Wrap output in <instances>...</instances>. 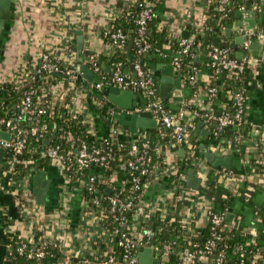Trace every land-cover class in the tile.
I'll return each mask as SVG.
<instances>
[{"label": "crops", "instance_id": "1", "mask_svg": "<svg viewBox=\"0 0 264 264\" xmlns=\"http://www.w3.org/2000/svg\"><path fill=\"white\" fill-rule=\"evenodd\" d=\"M133 1L12 0L11 16L5 21L0 35V84L26 81L29 73L34 72L38 66L41 53L53 51L64 60L67 48H73V61L83 54H93L103 69L109 71L108 56L115 47L102 31ZM154 1L156 25L164 29L170 37L178 42L187 34L190 37L198 35V44L193 49V58L199 65L195 81L188 82L182 77L180 95L162 97L158 88L159 95L172 111L185 103L203 110L223 106L222 103L209 101L205 93L206 86L212 81L208 73L207 50L216 38L218 43L222 42V39L213 33L208 34L203 27V19L207 17L203 12L207 8L208 0ZM261 12V16L255 15L252 28L255 37L251 45L256 44L258 47L250 49L247 75L240 83L245 94V117L252 128L249 136L231 138L228 133L222 134L212 127L213 122L204 117L189 116V121L195 118L197 120L194 128L189 130L186 145L178 147L166 143L162 147L169 167L181 162L188 168L184 176L185 184L176 187L170 176L149 180L143 186L139 200L140 210H147L151 216L156 213L165 215L175 204V196L170 192L173 191L172 188H184L186 197L179 203V213L193 223L189 232L199 231L206 226L207 213L211 208L231 214V221H226L233 222L248 239L253 238L257 230L262 228L259 214L260 211L264 212V171L256 173L250 162L252 158L258 159L259 153L264 157V33L259 31V27L264 24V7ZM243 18L244 16L236 17L232 26L228 27L232 32L230 37H226L233 43L236 38L244 37L233 27L236 21ZM226 29L223 30L224 34ZM78 36L82 37L80 52L77 49ZM129 50L132 56L128 55V58L133 61L135 57L131 47ZM238 50H241V45ZM174 55L173 51L165 54L149 53L142 60L145 72L153 73L159 79L163 75L162 71L166 69L164 65L171 64L174 76L180 74L173 64ZM124 73L128 77L133 75L132 63ZM78 77H81L82 83L77 88L62 76L49 91L46 90V94L49 92L54 100L61 101L64 95L70 92L72 109L83 113L89 139L99 142L110 134V126L98 113L97 101L92 97L94 92H90L92 82L87 81L82 73H79ZM102 90L108 105L118 110V107L107 99L109 88ZM100 92L95 94L99 95ZM137 102L142 105L144 98L137 94ZM126 115L129 116V113ZM118 123L121 124L119 121ZM121 125L123 133H132L127 125ZM142 131H158L157 124L155 128H137L133 134ZM203 148L217 157L230 155V165H212L206 159ZM5 154L6 152L2 160ZM189 158L194 161L189 163ZM190 169L193 171L192 175L200 179L197 189L187 187L186 177ZM36 171H44L45 178L50 181L44 205L36 204L32 193L33 175ZM85 180V177H71L50 161L44 167L31 171L24 182V193L29 204L24 199L20 201L9 187H0V264H17L8 259L6 254L8 225H12L21 238L34 237L36 231L40 230L44 239L51 240L60 249L67 245L74 252L90 251L92 242L100 230L96 220L87 214L82 200ZM207 183L212 185V191L208 189ZM27 206L31 207L30 211ZM139 221H136L137 224Z\"/></svg>", "mask_w": 264, "mask_h": 264}, {"label": "built area", "instance_id": "2", "mask_svg": "<svg viewBox=\"0 0 264 264\" xmlns=\"http://www.w3.org/2000/svg\"><path fill=\"white\" fill-rule=\"evenodd\" d=\"M229 1L230 0H219L217 6L218 10L224 11L225 5H227ZM259 1L261 2L259 8L261 7L262 10V7H264V0ZM238 11L242 13V16H244L243 20H240L241 24L237 28L240 35L244 36V40L241 43L242 55L240 58L236 57V55L235 57L232 56V51L235 52L236 50L234 49V43L230 40L229 42H220L210 45L207 50V55L209 56V65L214 69V74H217L221 69L244 73L248 67L251 49L250 46L255 37V33L253 30L250 31L246 27L247 22L244 20L249 16L250 12H248L245 6H240ZM153 16L154 14L150 8H143L138 14L136 20L138 27L137 37L133 41L137 48L136 52L138 55L145 54L151 49L150 43L147 41L146 37V27L147 24L152 21ZM204 29L209 32L211 27L205 26ZM102 33L105 37L111 40V43L115 48H124L126 35L121 31V29L117 28L112 30L109 25L102 31ZM194 38L195 35L193 37H183L178 41V50L173 57V64L178 70L183 57L190 58L194 56V50L192 53L191 49L192 47L194 49V47L198 44L195 43ZM73 60V48H67L64 60L61 59L60 56L58 57V55L53 51H45L41 53L39 64L34 73L36 76L48 77L54 73L60 72L63 77H66L70 81V83L76 85V79L79 75L77 66L87 65L94 73L91 90L95 93L100 92L104 86L107 85L108 87H118L120 89L131 90L134 93L141 95L144 98V102L139 108H137V111L142 110L151 112L152 117L156 120L158 131L163 133L170 132L172 139L170 143L178 147H184L186 145L189 133V116L193 115L195 117H204L205 119L213 122L215 124L214 128H217L218 130H223L225 127L230 125L237 127L240 124L245 104V94L242 91H236L234 94L236 109L233 113L221 111L217 114L214 113L213 110H203L197 107H195V109H191L192 105L188 103H185L184 106L172 111L159 95L158 87L152 80L150 74L143 70L141 61L134 60L132 62L133 75L128 77L119 69L121 62L117 63L116 69L110 68V70L107 71L110 74L106 75L102 72L101 68L103 67L101 66L98 58L93 54H83L82 56H79L76 61ZM197 73L198 67L196 65H192L190 67V71H188V80L190 82L195 81ZM216 80H214L215 83H211L205 88V93L209 101H212L218 93ZM11 82L17 85L20 83L18 81ZM44 95H47L45 91ZM31 96L32 91H29L24 95L22 105L14 119L0 120V130L8 132L11 135L8 140L0 137V147L4 148L5 152L11 153V157L6 161L8 169L4 179L0 180V187H9L14 184L12 180L14 162L16 156L26 147L27 134L35 137L36 140L45 137L47 129L45 124L40 126L34 125L30 127L29 130L24 131L19 128L16 123L17 119H22L25 114L28 118H31L34 115H43L48 113L49 108L54 103L53 100H46L44 97H41L39 98V103H43L44 106L34 105L32 103ZM116 112H118V110H115V108L112 109L111 107L106 114L105 118L108 119L109 122L110 134L102 138L99 142H96V144L88 146L86 142L81 141L79 146L80 148L76 151L75 155H72L71 152H61L58 145H47L42 151L43 155L52 161L54 160L58 162V164L60 163L66 173L68 170L73 168L74 163L78 164V168L82 171V173H85L87 172L90 164H102L108 159H111L113 154L110 144H112L117 137L123 134L121 126L117 124V119L114 117ZM147 145L148 144L144 142L142 144V148H146ZM139 153L140 151L138 150V146L136 144H132L129 150V155L133 156L137 154L138 156ZM258 155V159L264 162L262 154L259 153ZM118 160L122 161L123 158L119 156ZM192 161H194L193 158H189V163ZM124 166L128 168L130 180L127 195L123 196L120 191L114 192V189L111 188L112 193L108 196H104L106 206L100 208L98 215L91 213V210L89 211L88 209L89 205L82 199L87 214L93 217L98 223L100 231L96 239H94V242L101 240L105 249L103 255H99L97 253L101 247H94V242H92L90 251L74 252L71 247L67 245H64L60 249L56 246V244H53L51 240H46L42 236L40 241L35 240L34 237H30L21 238L13 243L6 242L7 258L21 257L27 261V264H46V262H48L53 256V254L48 250L50 248L49 244L52 243L58 248L61 254L54 264H142L139 260L138 253L147 247H150L153 250L152 264H167L165 257L171 250L169 241L164 240L162 248L157 249V247H154L150 242L153 231L147 225L144 227L141 226V220L145 221L151 215L147 210H140L139 207V200L144 186V184L142 185L140 182V177L147 176L150 180L168 177L175 174L177 171L176 165L171 167L168 165L163 168H157L150 164V157L143 154L135 157L133 160H127L124 163ZM85 174L86 180L84 188L88 191H93L95 189L96 175L94 173ZM124 179L125 178H123V180ZM174 185L177 187L176 184ZM19 187L17 186L14 189H11V191L16 194L21 201V199H24L25 197V191L18 194L17 192ZM172 189L173 191L170 192L175 196V204L171 211L167 214L173 212L174 208L177 206L178 216L182 220L188 221L189 219H186L187 217L185 218L184 215L179 213V203L181 200L185 199L184 197H186L183 190L184 188L176 189L173 187ZM91 203L94 206H100L101 199L94 196ZM30 208V206H27L28 211H30ZM131 213L133 215V219L128 217V214ZM225 215L226 213L224 210L211 208L208 211L206 225H210L209 237L201 246L193 244L191 249H185L184 251L179 252V264H197L198 261L204 264H223L225 257L224 252L222 249H217V243L220 239L219 228L226 221ZM105 217H110L111 222L117 223V226L113 229V231L106 230ZM136 221H139L138 224ZM132 228L133 230H136L135 233H128L126 231V229ZM13 231V226L8 225L6 233ZM190 233L193 232L190 231ZM112 246H115L116 251L112 249Z\"/></svg>", "mask_w": 264, "mask_h": 264}, {"label": "trees", "instance_id": "3", "mask_svg": "<svg viewBox=\"0 0 264 264\" xmlns=\"http://www.w3.org/2000/svg\"><path fill=\"white\" fill-rule=\"evenodd\" d=\"M219 0H208L207 8L204 10L203 15H206V19H203V27L209 26L211 30L208 34L213 33L222 39V42H229L223 30L231 27L234 20L236 19V13L240 6H245L248 12L253 11L256 17L261 16V7L259 0H230L227 5H225V10H218ZM155 6L156 1L154 0H134L131 4L127 5L120 14L116 15L110 22V29H121L126 35V43L124 48H114L111 55H109L108 65L110 68L116 69L117 63L121 62L119 69L122 73L125 69H128L130 64L134 60L142 61L145 57L151 53H161L165 54L168 51H173L174 53L178 50V42L175 38L170 37L164 29H160L156 25L155 21ZM143 8H150L154 14L152 21L147 24L146 27V37L147 41L150 43L151 49L142 55H138L136 46L134 45V39L137 37V17L139 12ZM259 31L264 33V24L259 27ZM131 41V51L135 59L129 60L127 54V46ZM195 43L198 42V35L195 34ZM195 46V45H194ZM193 53V47L191 49ZM232 56L235 57V52L232 51ZM192 65L199 66L193 57L187 58L183 57L179 65V73L182 77L188 80V71ZM102 72L106 75L110 74L103 68ZM208 73L212 77L211 83H215L216 80L218 93L213 98L212 102L223 104V106L215 107L213 109L214 113H220L221 111H227L233 113L236 109V103L234 99V94L237 90H241L240 83H242L243 78L247 75V70L244 73H238L237 71L221 69L217 74H214V69L212 67L208 68ZM63 75L60 72L54 73L48 77L37 76L32 71L29 73V77L26 81H22L19 85L13 82H7L0 84V120L14 119L19 112L22 105V99L24 95L32 91V103L38 106H44L43 103H39V98L44 97V99L53 100V105L49 108L48 113L43 115H34L28 118L25 114L22 119L16 121L19 128L27 131L30 127L34 125L45 124L47 129L45 137L36 140L35 137L27 134L26 147L22 150L20 154L16 156L14 162V173L12 175L13 185H10V189L19 187L18 194L22 191H26L23 186L26 179L29 177L30 172L35 169H40L50 162V159L43 155V149L45 146L58 145L61 152L67 153L71 152L72 155L76 154V151L80 148V142L84 141L88 146L96 144L95 141L89 139V133L86 129V124L84 121V115L81 112L74 111L72 109L71 93L67 92L65 97L59 101L58 99H53L49 92L44 95V91L47 92L56 84L60 77ZM81 77L76 79V87L81 85ZM108 87L107 85L104 86ZM43 88V89H42ZM110 88V87H108ZM48 89V90H47ZM47 90V91H46ZM93 93L94 91H91ZM244 93V92H243ZM92 97L97 101L98 113L100 117L107 123L108 119L105 118L106 114L112 106L108 105L105 98V92L102 90L99 95L95 92ZM114 107H112L113 109ZM191 109H195V106H191ZM240 124L237 127L232 125L225 127L222 130V134H229L231 138L233 137H248L252 128L246 119V104H244L243 113L241 115ZM197 118L190 121L188 125V130H192L196 124ZM117 124L118 121H117ZM122 126L121 124H119ZM55 130L54 139L47 145L43 147V140L48 138L52 132ZM170 132L161 131H142L139 134H133L129 131L123 133L112 144H110L113 157L108 159L102 164L93 163L89 165L87 172L94 173L96 175L95 189L93 191H88L86 188L82 191V199L89 205L88 209L91 213L98 215L100 208L106 206V200L104 196L106 194L107 188L114 189V192L120 191L123 196L127 195L128 187L130 185L128 168L124 166L127 160H133L135 157L140 155H145L150 157V164L157 168H163L168 166V162L164 158L162 152V147L166 143L171 141ZM146 142L148 145L146 148H142V144ZM132 144L138 146L140 153L133 156L129 155V150ZM195 143H193V146ZM258 148L259 147V144ZM123 158L122 161L118 160V157ZM11 157L10 152H6L3 164H0V180L4 179L5 172L8 169L7 159ZM252 166L256 173H261L264 171V162L257 159H250ZM175 174L171 175L172 181L178 185H184V176L187 173L188 168L185 167L181 162L176 165ZM82 173L78 168V164L74 163L71 170L67 171V174L71 177H86V174ZM123 178H125L123 180ZM150 178L147 176L140 177L141 184L148 182ZM208 184V183H207ZM208 189L212 191V185L208 184ZM94 196L101 199L100 206H94L91 200ZM139 197V196H138ZM22 200V199H21ZM25 201H28V197H24ZM137 201V200H136ZM261 222L263 224L262 228L257 230L254 237L248 239V236L242 234L235 226L233 222L225 221L223 225L219 228L220 239L217 243V249H222L224 252L223 264H264V212L260 211ZM128 217L133 219V215L128 214ZM105 228L107 231H113L117 226V223L111 222L110 217H105ZM147 225L152 231L153 235L150 238V242L157 249L162 248L163 241H169L171 245V250L166 254L165 261L167 264H179L180 258L178 256L179 252L185 249H191L193 244L201 246L205 240L210 235V225H206L203 229L190 233L189 230L193 227L191 221L182 220L178 216L177 206L174 211L170 214L163 215L161 213H156L153 216H149L145 221L141 220V226ZM129 233H135L136 230L126 229ZM42 233L37 230L34 234V239L40 241ZM18 232L14 230L13 232L6 233V242L13 243L16 240H20ZM94 247H101L97 251L99 255H103L105 252L104 245L101 240L95 241L93 243ZM49 251L53 254L46 264H54V262L59 258L60 251L52 243L49 244ZM112 249L116 251L115 246ZM11 261L17 264H27V261L21 257L12 258L9 257ZM197 264H204L200 261Z\"/></svg>", "mask_w": 264, "mask_h": 264}, {"label": "water", "instance_id": "4", "mask_svg": "<svg viewBox=\"0 0 264 264\" xmlns=\"http://www.w3.org/2000/svg\"><path fill=\"white\" fill-rule=\"evenodd\" d=\"M11 1L12 0H0V35L3 29V26L5 24V21L8 20L11 16ZM237 18L242 17V13L237 11L236 13ZM247 22V28L252 31V28L255 24V13L251 11L249 13V17L244 19ZM241 24V21H236L233 25L235 29L238 28V26ZM232 30L230 28H227L225 30V34L227 37H230ZM188 35V34H187ZM185 35L184 37H188ZM244 37H238L235 39L234 42V49L237 50L235 55L236 57L240 58L242 55V51L238 50V46L241 45L243 42ZM77 49L80 52L82 49V37L78 36L77 38ZM217 38L214 41V44H217ZM131 47V44L128 45L127 54L129 56H132L130 53L129 48ZM258 45L253 44L251 45V49L257 48ZM197 51V48H195ZM1 51V49H0ZM141 65L143 70H145L144 67V61H141ZM165 70L162 71L163 75L157 79L156 75L153 73L150 74L152 77V80L158 85L159 93L162 97L170 98L171 95H180L181 94V81H182V75L177 74L174 76L173 66L171 64L164 65ZM77 71L79 73L83 74V77L89 81L92 82L94 79V73L89 69L87 65H78ZM152 72V71H151ZM37 78V76H36ZM107 99L118 107V112L114 114V117L118 119V121L123 124L127 125L129 130L134 133L137 131V128H155L156 127V120L152 117V113L149 111H137V108L140 107V105L137 102V94L134 93L131 90L127 89H120L118 87H110L107 94ZM125 112V113H123ZM126 113H129V116L126 115ZM212 127H215V124L213 123L211 125ZM55 130L56 127H54V131L52 134L43 140V147L47 144H49L55 137ZM10 133L4 132L0 130V137L3 139H10ZM203 151L205 153L206 159L214 166H223L228 167L230 165L231 157L223 156V157H217L214 153L207 151L206 148H203ZM5 153L4 148L0 147V164H3L2 157ZM193 171L190 169L188 171V175L186 177V183L187 187L191 189H197L198 184L200 182V179L197 177H194L192 175ZM49 180L45 178V172L44 171H36L33 175V189L32 193L35 197L36 204L38 205H44L45 204V197L48 191L49 187ZM106 194L110 195L112 193L111 188L106 189ZM226 220L231 221V214L225 215ZM139 260L142 264H152L153 262V250L150 247L144 248L141 252L138 253Z\"/></svg>", "mask_w": 264, "mask_h": 264}, {"label": "rangeland", "instance_id": "5", "mask_svg": "<svg viewBox=\"0 0 264 264\" xmlns=\"http://www.w3.org/2000/svg\"><path fill=\"white\" fill-rule=\"evenodd\" d=\"M73 86V85H72ZM50 161H52V160H50ZM53 162V164L54 165H57L60 169H61V171H63V168H62V166L60 165V163L58 164V162H56V161H52ZM7 172V171H6ZM6 172H5V174H6Z\"/></svg>", "mask_w": 264, "mask_h": 264}]
</instances>
